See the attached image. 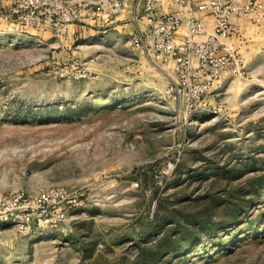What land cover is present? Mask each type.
Here are the masks:
<instances>
[{"label":"rangeland","instance_id":"1","mask_svg":"<svg viewBox=\"0 0 264 264\" xmlns=\"http://www.w3.org/2000/svg\"><path fill=\"white\" fill-rule=\"evenodd\" d=\"M115 1L0 0V196L62 190L40 223L0 222V264H140L208 207L160 264H264V20L235 21L239 73L189 100L131 42L144 0Z\"/></svg>","mask_w":264,"mask_h":264},{"label":"built area","instance_id":"2","mask_svg":"<svg viewBox=\"0 0 264 264\" xmlns=\"http://www.w3.org/2000/svg\"><path fill=\"white\" fill-rule=\"evenodd\" d=\"M180 7L174 11L156 13V0H144L146 19L152 24L150 40L142 34L138 18L137 32L131 42L148 51L156 58L169 60L175 79L171 89L182 86L189 91V100L199 99L226 75L238 74L239 59L235 48L228 42L231 34L237 31L234 18L250 17L257 22L264 20L262 0H173ZM123 2L116 0L110 4L114 11L121 10ZM189 7L184 12L182 7ZM206 16L212 17L209 29ZM183 24L186 34L179 40L176 36ZM179 89V88H178ZM62 190L52 188L41 191L35 200L24 194L0 196V222L29 223L35 216L48 214L55 197ZM62 216V214H61Z\"/></svg>","mask_w":264,"mask_h":264},{"label":"trees","instance_id":"3","mask_svg":"<svg viewBox=\"0 0 264 264\" xmlns=\"http://www.w3.org/2000/svg\"><path fill=\"white\" fill-rule=\"evenodd\" d=\"M162 205V201L158 200L156 210L160 208ZM243 207V203H241V200H236L234 202V208L241 211ZM215 212L209 207L204 210V216L198 217L196 215H189L186 217V226L184 228H181L180 226V220L176 218L173 219V216L169 217V221L166 225V228L164 229L162 235L155 240V243L151 246V248H157L156 251H153L149 254V256H146L143 261H141L140 264H160V258L162 252L165 253L169 249H172L175 247L179 251H185L187 250V246L189 244L196 240L200 239V235L198 233L200 228L208 229L211 226H214L212 224L216 223L215 220ZM234 216V220H236ZM164 244L165 246L163 247ZM140 248H142L140 246ZM176 264V262L174 263Z\"/></svg>","mask_w":264,"mask_h":264},{"label":"crops","instance_id":"4","mask_svg":"<svg viewBox=\"0 0 264 264\" xmlns=\"http://www.w3.org/2000/svg\"><path fill=\"white\" fill-rule=\"evenodd\" d=\"M137 6H135V8H131L129 9L128 11H132V12H135L137 9H139V7H143V4L139 2H137ZM130 7V6H129ZM180 6L175 3L173 0H156V13L159 15V14H163L164 12L166 11H174L176 9H178ZM184 9V12H188V9L189 7H182ZM127 10V9H126ZM241 21V19H237V18H234V21ZM205 21L207 23V26L208 28L210 29L211 28V25H212V17L211 16H206L205 17ZM137 23H140V27L142 28V31L145 32V35L147 36H150V32L151 30L149 29V22L146 20V22H137ZM136 23V24H137ZM186 31H187V28H186V25L183 24V26L181 27L180 31H179V34L176 36L177 40L181 39L183 37L184 34H186ZM233 38V37H232ZM230 39V38H229ZM228 39V42L229 43H232L231 40Z\"/></svg>","mask_w":264,"mask_h":264}]
</instances>
